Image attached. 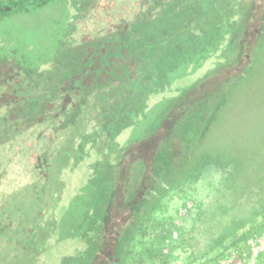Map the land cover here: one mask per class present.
Listing matches in <instances>:
<instances>
[{
	"label": "trees",
	"instance_id": "16d2710c",
	"mask_svg": "<svg viewBox=\"0 0 264 264\" xmlns=\"http://www.w3.org/2000/svg\"><path fill=\"white\" fill-rule=\"evenodd\" d=\"M58 1L0 3V19ZM76 1L73 9L91 3ZM243 1L145 0L137 20L80 44L70 39L73 18L62 27L56 24L48 38L28 20L20 26L40 35L34 41L39 57L32 62L21 50L27 43L21 34L0 40L5 52L0 56V149L40 130L32 149L38 162L33 180L13 192L0 191V264H40L54 240L85 245L80 257H66L62 264H121L123 245L134 230L128 228L123 237L111 232L116 216L130 213V227L145 218L160 174L169 173L172 162L177 168L189 153L190 132L210 125L232 98L223 96L224 88L182 107L183 95L165 97L224 40V63L218 67L235 63L253 8ZM243 74L226 85L236 87ZM153 97L160 102L149 108ZM142 116L146 125L134 127ZM43 125L52 129L50 138ZM83 164V186L67 197L73 191L66 187V173ZM263 171V162L254 168L256 174Z\"/></svg>",
	"mask_w": 264,
	"mask_h": 264
},
{
	"label": "rangeland",
	"instance_id": "374dc122",
	"mask_svg": "<svg viewBox=\"0 0 264 264\" xmlns=\"http://www.w3.org/2000/svg\"><path fill=\"white\" fill-rule=\"evenodd\" d=\"M14 1L0 0V3L8 7ZM72 1L59 0L28 14L10 13L0 19V40L21 34L27 42L21 50L32 62L39 57L34 41L40 35L37 31L26 32L20 26L28 20L42 31L41 36L48 38L56 24L62 27L73 18L70 39L80 44L137 20L145 0H83L91 3L87 8L76 9L72 8ZM76 2L80 5L82 1ZM243 2H250L253 8L239 38L242 54L237 55L235 63L218 67L224 63L221 56L228 39L224 40L214 56L207 57L195 70L191 66L189 76L177 79L165 97L183 95L178 104L182 107L208 93L219 94L221 88L223 96L232 95L224 111L210 125L190 132L185 139L189 153L181 158L177 168L176 161L172 162L169 173L160 174L159 190L150 198L148 214L138 219L136 228L129 226L133 218L128 212L114 219L111 232L116 229L123 237L128 228L134 230L129 234L130 241L123 245L121 264H264V173H254L255 166L264 163V0ZM78 12L80 17L74 18ZM3 55L5 52L0 51V56ZM247 65L251 68L245 76ZM242 74L244 78L238 80L236 87L226 85ZM186 90L188 93L184 95ZM160 98L153 97L149 108ZM137 123L134 127L146 125L145 117ZM42 128L46 138H50L52 129H46L45 125ZM39 131L38 128L29 131L21 141L0 149V191H16L33 180L38 162L32 149ZM131 135L127 140L124 136L121 144ZM176 155L177 152L171 154L172 158ZM86 166L66 173V187L73 191L67 197L75 196L83 186ZM54 243L55 240L40 264H62L66 257H80L85 248L77 240Z\"/></svg>",
	"mask_w": 264,
	"mask_h": 264
}]
</instances>
